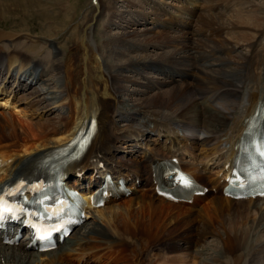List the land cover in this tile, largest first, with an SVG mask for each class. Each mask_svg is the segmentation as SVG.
<instances>
[{"label": "bare ground", "instance_id": "1", "mask_svg": "<svg viewBox=\"0 0 264 264\" xmlns=\"http://www.w3.org/2000/svg\"><path fill=\"white\" fill-rule=\"evenodd\" d=\"M43 1L47 2V8L65 7V0ZM109 1L112 4L115 2ZM232 1L241 3L242 6L245 4V7L233 12L235 22L230 20V23H224L225 16L216 15L213 12L214 6L209 5L207 10L210 13L206 18L200 19L201 30L197 33L187 31L188 29L185 31L176 19L170 22L167 19L166 24L159 23V20H154L151 24L163 31L174 28L180 34L170 36L148 29L112 36L107 33L101 35L100 31L93 35L100 17L108 11L109 22L105 28L110 29L117 26L114 20L121 21L124 19L123 15L130 12L116 11L107 0H91L92 6L94 5L91 11L75 25L61 48L52 52L47 61L48 71L43 68L45 60L35 57L29 60V56L19 47H8L5 50L0 46V90L3 91L7 86L11 92L17 91V88L21 89L20 92L31 90L23 95L24 100L31 101V111L40 118L46 117L44 121L48 122L42 128L41 124H29L25 119L26 112L16 111L19 110L15 109L16 103L9 102V99L0 103L2 110L9 111L0 113V190L5 182L14 183L19 177L29 174L31 168L71 139L91 118L97 119V134L84 159L70 170L74 171L78 167L79 171H83L103 162L111 168H133V174L145 182L143 187L140 185L127 198L93 213L92 217L97 216L102 220L103 226L97 222H85L60 246L45 254L28 250L23 244H0V264H156L158 261L152 259L153 254L160 256L166 251L187 250L192 251L195 257L205 258L200 259L201 264H264V202H235L211 196L205 203L194 202L198 207L196 210L195 207L183 208L158 198L148 181V168L151 161L159 157L157 153L152 151L150 156L142 157L138 163L132 164L119 159L112 160L111 157L116 148L114 144L119 137L117 135L122 132L117 128L115 119L128 121L136 118L134 113H122L120 107L125 109L126 106H131L133 110L138 108L137 113L143 110V113L156 117L150 119L151 126L143 134L151 132L163 137V148L173 150V144H181L173 131L165 129L167 122L173 121L175 125L186 129L204 130L209 134L200 145L208 144L215 135H225V145L222 148L225 151L221 156L220 170L226 155H233L235 142L244 129L245 118L253 112L258 101H264V91H260L261 88L246 99L248 105L243 103L239 85L243 89L247 82L256 84L260 82L259 79L263 80L264 65H260L255 54H236L235 47L226 45L223 38H217L224 29L233 31L236 39L250 42L248 46L251 47L264 27V0H259V4H255L253 0ZM96 13L98 17L94 16ZM135 15V18L125 22L126 26L141 25L143 20L147 21L144 22L146 24L150 23L148 15L140 12ZM184 21L189 25V21ZM240 26L244 28V32L238 29ZM200 33L206 35H199ZM186 34L196 36L197 43L200 44L195 45ZM12 37L13 35L0 31V41ZM152 39L165 42L157 46L149 44L151 48L162 50L160 56L148 55L145 47L137 45L139 41L148 43ZM43 47L40 48L35 43L31 49ZM133 47V51L128 50ZM168 47L174 48L175 52L164 50ZM191 53L194 58H190ZM248 59H251V64L246 66ZM188 62L191 63L187 66ZM150 66L161 69L162 73L149 76L144 71ZM47 72L58 76L57 79H44ZM195 72L197 74L194 76ZM127 73H134L140 80ZM173 73L179 75L178 79ZM198 73L202 77L194 80ZM248 73L249 78L246 76ZM191 79L195 82L188 85ZM184 81L188 82L187 86ZM164 86L168 87L160 93L147 94ZM133 93L139 96L138 101L131 100ZM33 96L40 98L34 100ZM54 104L61 105L64 109L57 116L51 117L54 113L51 106ZM218 104L222 106L218 107ZM28 116L27 114V118ZM195 144L193 142L194 147ZM180 150L179 147L181 153ZM211 150L214 154L221 151L218 148ZM206 157L207 155L203 158ZM192 169L196 170L194 167ZM200 179L214 188L219 186V181L214 178L202 176ZM251 215L255 219L249 222ZM257 216L258 221H255ZM210 233L217 235L216 244L201 246V238ZM159 256L158 259H161ZM191 261V264H195L193 258Z\"/></svg>", "mask_w": 264, "mask_h": 264}, {"label": "rangeland", "instance_id": "2", "mask_svg": "<svg viewBox=\"0 0 264 264\" xmlns=\"http://www.w3.org/2000/svg\"><path fill=\"white\" fill-rule=\"evenodd\" d=\"M260 1L259 0H253V2L255 4H259L262 2V1L261 2ZM111 2L112 1L107 0L108 4L109 3L112 4ZM234 2L232 0H230V1L229 0H225V1L224 0H115V2H113L114 5L112 4V6H114L116 11L118 10L121 13L130 12V14L125 13L123 15L124 19H121V21L118 19L114 20L113 22L117 25L116 28L111 27L110 29H107V28H105V26L109 22V15H108V11H105L104 14L102 15V17H100V20L97 22L93 35H95V34L97 35V31H100L101 35L103 33H105V34L107 33V35L109 34L112 36H114V35L119 36L122 32H124V33L143 32L144 30H148V29H150L151 31L153 30L154 32H161V33L169 34L170 36L180 34V31L179 30L176 31L174 28H171L170 30L165 29L163 31L162 28H160L158 26L156 27L155 25L151 24V23H153L154 20H159L158 22L161 24H166V23H168V21L170 22V17H169V15H167L165 13L166 11L174 13L175 15H177L178 18H181L183 20L184 19L185 20L190 19L189 23L191 26H189L188 30L187 29H184V30L190 31V29L195 28L193 30V32L197 33L201 30L200 19L206 18L205 16H207V14L210 13V11L207 10V6H209V5H210V7L214 6L213 12H216V15L217 14H223L225 16L226 19L223 18L224 23H230V20H231V22H235L236 17L233 16V14H234L233 12L237 11L238 9H241V7L242 8L245 7V4L242 6L241 3H237V2L234 3ZM193 3H194V5H193ZM46 4H47V2H45L43 0H0V6L2 8V10H0V31H3L4 33H7L9 35H13L12 38H3L0 41V46L5 50L8 47H19L20 49H22V51H24V54L26 53L29 56V60L34 59L33 57L45 60L46 62L44 63L43 68H45V71H48V62L47 61L51 57L54 49L61 48L64 39H67L69 37V35L71 34V31L75 27V25L76 24L78 25L83 20V18L89 13V11H91V8H93L94 5L92 6L91 0H65V3H64L65 7H63V8H51V7L47 8ZM160 5L165 8V10H164L165 12H163V9ZM191 8H193V9H191ZM225 9H227V10H225ZM189 11H191V13H188ZM138 12L148 15L147 20L150 23L146 24L144 22H147V21L143 20L142 22H140L141 25H135V26L127 25L126 26L125 22L130 21L132 18H135L136 17L135 14ZM47 15H49V16H47ZM71 15H74V16L69 18L68 16H71ZM45 16H47V17H45ZM94 16L98 17L99 15H98V13H96V14H94ZM243 16H244V14H243ZM148 17H149V19H148ZM167 19H168V21H167ZM227 19H229V21ZM238 29H240L242 32H244L243 27L240 26V28H238ZM185 31H183V32H185ZM100 32H99V34H100ZM93 35H92V37H93ZM199 35H206V33H200ZM186 36H187V34H186ZM187 37H189V40L193 41V43L195 45L200 44V43H197V40H196L197 37L196 36L191 35V36H187ZM235 37H236V34L233 33V31H227L224 29V32L220 33L218 35V38L217 37L216 38L217 39L223 38L226 45H228L230 47H235L236 48L235 49L236 54L238 52H240L242 54H245V53L250 54L251 53L252 56H254L253 54H255L260 61V65H262V64L264 65V27H263L262 31L260 32V35L257 36V38L259 37L258 38L259 42H258L257 38L254 39L251 47L248 46V44L250 42L249 43L244 42V41L241 42L240 39H236ZM210 38H213V37H210ZM255 42H258V43H256V45L258 44L256 49H255L256 45L254 46ZM35 43H37L40 48H42L44 46L43 49H38V50L31 49V46H33ZM163 43L165 44V42H162L158 39H152L151 41H148V43L139 41V42H137V45H141L142 47H145L146 48L145 53L148 55H151V56H158L159 55L160 56L162 54V50H160L159 48H151V47H149V44H151L153 46H157L158 44H163ZM93 44L97 45L95 42ZM144 45H146V46H144ZM45 47H47V48H45ZM134 49H135V47L130 48L128 50L133 51ZM164 50H169V51L175 52L174 48H170V47L164 48ZM258 54L260 56H258ZM22 56L23 55H21V57ZM193 56H194V54L191 53L190 58H194ZM190 63L191 62H188V63H186V65L187 66L190 65ZM246 63H247L246 66H248L249 63L251 64V59H248V61H246ZM219 65H221V64H219ZM154 69H158V68L150 66L144 72H146L149 76H154V75L156 76L157 72H154L153 71ZM249 72H250V69H249ZM45 74H46V76L44 79H48V80L49 79L50 80H56L58 77V76H54L55 74L53 75V73H49V72H47ZM127 74H129V73H127ZM196 74L197 73L195 72L193 75L195 76ZM129 75L133 76L137 80H140V77L135 76L134 73H131ZM157 75H158V73H157ZM246 76H247V78H249V73ZM201 77H202V74L198 73V75L196 76V78L194 80H197V79L199 80ZM186 80H189V79H186ZM194 80L191 79L189 81V83L184 81V85L187 86V83H188V85L193 84L195 82ZM244 81L246 82L245 78H244ZM258 81H260V82L256 83V84H258V86L254 83L250 84L247 82L243 86V89H241L240 88L241 86L239 85L240 93L242 92L241 93L242 95H240V96L242 97L243 103L248 105V102L246 101V99L249 96H251L253 93H255L256 90H259L262 88L260 91H264V79L263 80L259 79ZM168 86H170V85H168ZM167 87L164 86L162 88H155V90H152L151 92H148L147 94H150L153 92L160 93V91L167 89ZM28 92H31V90L27 91V93ZM23 95H26V93L20 92V94L17 95V97L19 96V100L17 98V100H15V101L19 102V107L17 108L19 110H16V111L26 112V114H25L26 118L25 119L29 124H32V125L36 124L37 126L39 124H41L42 126L41 125H39V126H41V128L44 127L43 125L48 123V122L44 121V118H46V117L43 116V118H40L39 116H36L35 113H33L31 111L32 109L29 108V104L31 101L24 100ZM21 98H22V100H21ZM39 98L40 97L33 96L34 100H37ZM130 98H131V100H134V101H138V99H140L139 96L137 97L136 93L135 94L133 93ZM197 100L200 101L199 99H197ZM221 106H222V104H218V107H221ZM22 108H26V109L23 110ZM63 109L64 108H63V106L61 107V105H58V104L52 105L51 110L54 113L51 115V117H54L55 115L57 116L58 114L61 113V110H63ZM237 109H238V107H237ZM27 110H29V111H27ZM120 110L122 111V113L125 112L124 115L128 114V112H130L132 115L134 113L135 117H136L135 119L132 118L131 120H128L129 122L128 121L125 122V120L115 119V123L117 125V128L119 127L118 129H121V131H122L119 133L125 134L126 137L130 134L129 130H131V129L132 130L140 129V130L145 131L144 129H146V127L148 125L151 126L150 119L156 118V117L150 116V114L148 115V114L143 113L144 111L140 110V109H139L140 113H137L138 108L133 110V109H131V106H126L125 109H124V107H120ZM8 112L9 111H5V110H2L0 108V113H8ZM27 114L29 115L28 118H27ZM46 125H48V124H46ZM48 128H51V126ZM180 128H181L180 130L184 134L185 138L190 137L191 135L194 138H195V136H197V138H200L205 133L204 130L203 131L190 130L189 128L186 129L182 126H180ZM193 131H195V132L192 133ZM199 132H202V133L198 134ZM207 136H209V134H207ZM222 137H224V136L222 135ZM223 140L219 141L218 145H216V143H215L212 148L222 149L221 148L222 144H220V143H223L224 142ZM116 145L118 147H121L122 149H125V147H126L124 142L120 141V140L116 143ZM224 145H225V142H224ZM198 151H199V147H196L195 160L199 159L198 158V156H199ZM195 160L192 161L189 159H185L184 162L186 163V165H190L191 162L194 163ZM193 166H194V169H196L195 168L196 166L195 165H193ZM261 203H263V202H261ZM252 216L253 215H251V217L248 216L249 222H251L253 218L255 219V217L254 216L252 217ZM94 218L91 217L89 219L88 223L97 222L99 225L103 226L102 225L103 223L101 222L102 220L98 219L97 216H94ZM255 221H258V216L256 217ZM172 226H174V224L171 225V227ZM170 230L171 229H169V231ZM178 233H181V231H178ZM210 235H211V237H209L208 239H202L203 238L202 237L201 238L202 242H200V245L202 243H205L204 245H207L208 247H210L211 245L214 246L218 240L216 237L217 235H215V233L214 234L210 233ZM166 252H168V251H166ZM184 252H186V251H184ZM187 252H192V251L187 250ZM163 255L165 258L163 257ZM152 256H155V255L153 254ZM157 256H159V255H157ZM182 256H183L182 251H180V252L176 251L175 253H166V254L162 253V254H160L159 257H161L163 262H160L159 264H190L191 260L189 261V260L185 259L184 256L183 257ZM193 256H194L193 257V260H194L195 255H193ZM200 258H202V257L200 256ZM161 259L159 258L158 260L162 261ZM195 260H196V264H199L198 259L195 258ZM202 260H205V258H202ZM223 261L226 262V259H223ZM191 263H192V261H191ZM156 264H158V262ZM206 264H208V263H206Z\"/></svg>", "mask_w": 264, "mask_h": 264}, {"label": "snow or ice", "instance_id": "3", "mask_svg": "<svg viewBox=\"0 0 264 264\" xmlns=\"http://www.w3.org/2000/svg\"><path fill=\"white\" fill-rule=\"evenodd\" d=\"M181 179H182L183 183H185V184L190 183V180L188 178L182 177Z\"/></svg>", "mask_w": 264, "mask_h": 264}]
</instances>
